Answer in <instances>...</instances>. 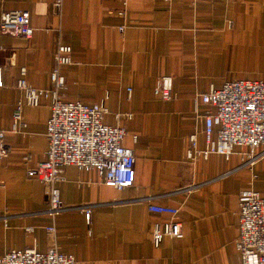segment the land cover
<instances>
[{"label":"crops","instance_id":"0c3cea01","mask_svg":"<svg viewBox=\"0 0 264 264\" xmlns=\"http://www.w3.org/2000/svg\"><path fill=\"white\" fill-rule=\"evenodd\" d=\"M8 9H28L33 33L0 31V255L54 242L75 264H239L238 195L264 190V156L243 165L249 147L239 144L228 158L186 153L192 134L194 148L205 147L203 116L215 110L195 96L264 72V0H0V15ZM59 43L70 45L71 62L58 65V97L105 104L104 122L125 126L135 177L116 188L95 168L66 165L58 183L65 207L51 213L42 182L26 173L46 156L51 95L28 104L16 82L24 66L29 85L51 89ZM165 74L169 99L154 92ZM19 101L25 124L13 127ZM150 203L179 208L180 236L154 243V223L171 215Z\"/></svg>","mask_w":264,"mask_h":264},{"label":"built area","instance_id":"2783aa9c","mask_svg":"<svg viewBox=\"0 0 264 264\" xmlns=\"http://www.w3.org/2000/svg\"><path fill=\"white\" fill-rule=\"evenodd\" d=\"M60 5V0H57ZM124 25H120L122 30ZM0 31L12 35L30 37L33 26L28 9H8L0 15ZM71 47L59 43L54 51L55 66L50 78L51 89L32 87L25 79L26 68L21 67V76L16 86L25 92L26 103L38 104L40 95H51L50 114L46 121L45 134L48 147L45 158L26 169L28 176L35 177L44 186V197L51 213H57L65 206L60 197L58 183L63 179L64 167L76 165L80 168H95L105 184L116 188L131 185L135 177V155L132 148L123 145L125 126L108 124L103 117L107 107L103 102L92 104L79 100H63L58 97V88L64 85V76L58 65L71 62ZM1 65H0V86ZM172 77L161 75L156 80L154 92L163 99L172 97ZM130 90V88H128ZM215 107L204 117L206 145L195 149V134L189 137L187 156L194 159L198 155L206 157L210 152L228 158L234 145H247L249 150L242 164L251 166L264 156V72L253 79L232 78L220 87H209L195 96V100ZM22 102L14 110L13 127L24 126L21 115ZM126 118L131 112L117 113ZM216 136L213 137L214 127ZM4 130L0 129V155L3 153ZM135 138V135H134ZM150 210L164 212L171 218L155 222L153 241L158 244L163 235L180 236V223L176 220L179 210L165 204L148 205ZM239 233L235 245L240 253L239 264H264V190L244 188L238 195ZM89 220L90 208L84 209ZM54 235L55 226L46 227ZM73 254L59 251L54 242L45 251L34 247L13 248L0 255V264H75ZM177 264V263H173Z\"/></svg>","mask_w":264,"mask_h":264}]
</instances>
